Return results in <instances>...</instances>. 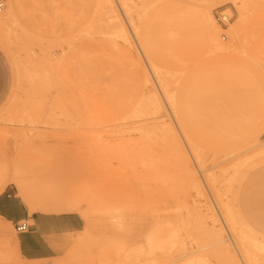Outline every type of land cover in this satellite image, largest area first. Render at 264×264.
<instances>
[{"label": "rangeland", "instance_id": "obj_1", "mask_svg": "<svg viewBox=\"0 0 264 264\" xmlns=\"http://www.w3.org/2000/svg\"><path fill=\"white\" fill-rule=\"evenodd\" d=\"M36 1L39 11L31 0H21L22 7L16 10V23L25 27L39 24L41 33L49 35L48 41L53 49H57L68 36L80 32L86 24L103 27L112 15L107 8L99 6L97 0ZM125 1L141 3L152 0ZM156 1L166 5L170 19L179 17L180 10L192 12V16L183 18L186 25H183L181 32L186 39L176 53V65H232L243 68V76L245 71L255 74L252 81L256 80V84L264 82V41L261 38L264 36L263 6H250L241 37L236 39L231 38L229 32L230 24L238 15V3L232 0ZM111 2L114 14L124 24L129 40L128 49L134 56V60L118 58L119 65H127L125 72L134 75L138 85H142L145 77L148 79V87L154 90L161 103L162 120H172L164 94L137 37L130 29L120 0ZM5 4L6 0H0V12ZM203 4L208 6L218 26L219 42L223 46L236 43L223 53L227 57L225 59L213 55L203 38L199 20L195 16ZM1 35L2 29L0 164H4L6 170L2 176L9 179L12 174L15 175L23 193L37 201L40 208L31 214L48 212L50 208L55 210L48 213L71 212L79 217L80 227L65 233L55 256L25 259L13 245L12 239L17 233L14 226L0 217V223L5 228L0 233V264H141L139 258L132 262L124 256L123 247L130 233L144 224L156 207L155 202L165 212L168 210L164 207L165 202L174 203L185 188L176 181L170 189L165 188L167 186L162 184L159 176L140 162L142 144L137 133L136 117L128 115L85 83L84 94L76 101L73 95L76 90L74 71L78 72V66L72 58L66 56L58 65H32L28 43L13 38L2 41ZM252 56L259 59L260 65L251 64ZM168 78L171 84L174 78ZM67 90L72 91L71 111L63 110ZM254 132L259 144L254 156L247 161L246 169L251 171L244 179L264 163V127ZM199 180L203 185L201 177ZM169 182L172 184L174 180L170 179ZM256 185L264 188V177ZM2 192L12 195L29 212L25 198L14 183L8 182ZM204 196L218 215L213 198L205 188ZM113 207H117L119 217L117 229L113 227ZM217 217L220 218V215ZM219 218L225 242L233 249L232 238ZM26 223H30V220ZM180 236L184 241L196 243L208 240L207 232L193 219ZM83 245L89 248L86 255L81 253Z\"/></svg>", "mask_w": 264, "mask_h": 264}, {"label": "bare ground", "instance_id": "obj_2", "mask_svg": "<svg viewBox=\"0 0 264 264\" xmlns=\"http://www.w3.org/2000/svg\"><path fill=\"white\" fill-rule=\"evenodd\" d=\"M232 1L238 3V15L229 32L231 38L239 39L250 6L264 7V0ZM31 2L39 11L37 1ZM97 4L112 13L109 22L103 27L84 25L57 49L51 47L49 35L41 33L39 24L25 27L16 23L21 0H6L0 12V29L2 41L13 38L30 45L32 65H58L66 56L72 58L78 66V72L74 71L76 101L82 98L85 83L136 117L142 144L140 162L159 176L165 188L170 189L175 181L185 188L174 203L165 202V212L154 203L156 207L144 224L130 233L123 247L124 256L132 262L139 258L141 264H264V188L256 185L264 177V163L244 179L251 171L246 169L247 161L259 144L254 131L264 127V82L256 84V80L252 81L255 74L245 71L243 76V68L232 65H176V53L186 39L181 32L186 25L183 18L192 16V12L180 10L179 17L170 19L162 2L120 0L169 107L172 120L166 122L148 79L145 77L142 85L136 84L134 75L126 73L127 65L118 63V58L134 60V56L111 0H97ZM195 16L209 51L227 58L223 53L236 43L223 46L219 42L218 26L208 6L201 5ZM261 38L264 41V36ZM250 59L252 65H260L256 56ZM168 77L174 78L171 84ZM71 94L70 90L64 93L65 111L72 109ZM3 165L0 164V193L12 182L25 198L30 213L40 208L37 201L23 193L15 175L9 179L2 176L6 174ZM170 179L174 180L172 184ZM204 188L212 196L218 215L204 196ZM54 210L50 208L48 212ZM118 218L117 207H113L114 229L119 227ZM218 218L235 250L225 242ZM191 219L207 232L208 240H183L180 234ZM4 231L0 223V233ZM12 242L18 253L16 238ZM88 249L83 245L81 253L86 255Z\"/></svg>", "mask_w": 264, "mask_h": 264}, {"label": "crops", "instance_id": "obj_3", "mask_svg": "<svg viewBox=\"0 0 264 264\" xmlns=\"http://www.w3.org/2000/svg\"><path fill=\"white\" fill-rule=\"evenodd\" d=\"M0 217L12 225L30 220L28 228L15 235L18 253L25 259L55 256L65 233L80 227L79 217L71 212L31 214L22 203L5 192L0 193Z\"/></svg>", "mask_w": 264, "mask_h": 264}, {"label": "built area", "instance_id": "obj_4", "mask_svg": "<svg viewBox=\"0 0 264 264\" xmlns=\"http://www.w3.org/2000/svg\"><path fill=\"white\" fill-rule=\"evenodd\" d=\"M13 226L16 232L25 231L28 228V224L25 221H17Z\"/></svg>", "mask_w": 264, "mask_h": 264}]
</instances>
